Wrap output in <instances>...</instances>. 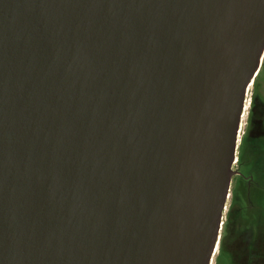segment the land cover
Instances as JSON below:
<instances>
[{"label": "water", "instance_id": "obj_1", "mask_svg": "<svg viewBox=\"0 0 264 264\" xmlns=\"http://www.w3.org/2000/svg\"><path fill=\"white\" fill-rule=\"evenodd\" d=\"M264 0H0V264H211Z\"/></svg>", "mask_w": 264, "mask_h": 264}, {"label": "flooded vegetation", "instance_id": "obj_2", "mask_svg": "<svg viewBox=\"0 0 264 264\" xmlns=\"http://www.w3.org/2000/svg\"><path fill=\"white\" fill-rule=\"evenodd\" d=\"M241 121L214 255L223 252L228 264H264V55L247 86Z\"/></svg>", "mask_w": 264, "mask_h": 264}, {"label": "rangeland", "instance_id": "obj_3", "mask_svg": "<svg viewBox=\"0 0 264 264\" xmlns=\"http://www.w3.org/2000/svg\"><path fill=\"white\" fill-rule=\"evenodd\" d=\"M224 256L225 255L223 254V252L216 258H215V255H214L213 256V260H212V264L214 263V260H216L217 264H228V260Z\"/></svg>", "mask_w": 264, "mask_h": 264}, {"label": "bare ground", "instance_id": "obj_4", "mask_svg": "<svg viewBox=\"0 0 264 264\" xmlns=\"http://www.w3.org/2000/svg\"><path fill=\"white\" fill-rule=\"evenodd\" d=\"M242 122V121H241ZM239 135V134H238ZM240 136V135H239ZM239 136H238V138H239ZM238 141H239V139H238Z\"/></svg>", "mask_w": 264, "mask_h": 264}]
</instances>
